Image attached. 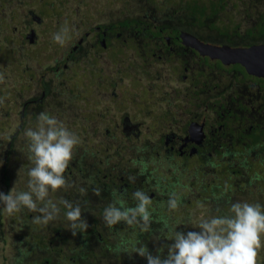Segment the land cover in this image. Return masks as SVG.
Segmentation results:
<instances>
[{
	"label": "flooded vegetation",
	"instance_id": "1",
	"mask_svg": "<svg viewBox=\"0 0 264 264\" xmlns=\"http://www.w3.org/2000/svg\"><path fill=\"white\" fill-rule=\"evenodd\" d=\"M121 1L120 8L103 13L97 0H0V54L12 63L3 77L0 69V88L8 81L17 89L7 95L10 115L18 120L0 156V177L9 159L18 161L26 149L24 130L36 127L41 112L79 139L65 174L69 183H93L102 175L107 183L113 179L109 183L117 197L128 198L137 189L160 203L171 193L199 196L222 178L226 163L236 167L241 160L255 163L264 156V78L240 64L203 56L192 45L195 40L231 50L264 46V0H233L230 7V0H213L218 16L235 19H226L224 30L212 26L218 24L212 22L217 15L210 16L211 0H191L207 8L204 18L209 19L202 25L190 17L183 0L166 12L161 5L157 11L146 8L150 0H134L133 9L130 0ZM68 4L76 6L74 16L80 14L70 27ZM88 4L93 5L90 18L79 13ZM17 19L20 28L13 24ZM50 33H61L63 43L52 49L48 42L50 63L30 69L29 55L39 54L40 38ZM73 80L84 85V93H72ZM88 94L93 108L81 104ZM133 95L144 113L128 111ZM27 154L21 156L28 160ZM80 159L89 164L85 175Z\"/></svg>",
	"mask_w": 264,
	"mask_h": 264
},
{
	"label": "clouds",
	"instance_id": "2",
	"mask_svg": "<svg viewBox=\"0 0 264 264\" xmlns=\"http://www.w3.org/2000/svg\"><path fill=\"white\" fill-rule=\"evenodd\" d=\"M57 42L63 43L61 33L54 36ZM2 79V77H0ZM26 137L28 159L31 167L27 170V191L16 192L15 184L9 192L0 191V207L12 215L23 209L39 213L32 222L47 225L56 219L63 206L65 217L69 221L72 235L86 232L89 224L82 218L79 203L61 199L59 205L49 199L51 192L69 187L65 172L73 159V150L79 143L78 137L69 131L60 121L46 112L37 116L34 128H27ZM23 171V166L17 175ZM130 182L135 177H128ZM81 194L85 193L80 188ZM100 195V190L95 189ZM134 207H124L120 200L108 204L103 210V221L111 228L121 222L128 226L138 225L142 230L151 229L149 206L151 197L141 189L132 193ZM169 211L178 207V198L171 193L167 200ZM194 228L199 231L179 232L167 223L160 229V235L153 239L160 240L165 232L174 241L158 249L153 255L142 242L134 248V253L146 258L147 264H257L258 249L261 247V235L264 234V209L259 204L232 202L229 214L215 215L201 220ZM165 249L167 255H164Z\"/></svg>",
	"mask_w": 264,
	"mask_h": 264
},
{
	"label": "trees",
	"instance_id": "3",
	"mask_svg": "<svg viewBox=\"0 0 264 264\" xmlns=\"http://www.w3.org/2000/svg\"><path fill=\"white\" fill-rule=\"evenodd\" d=\"M181 4L188 9L190 8V17L200 25H202L203 22L205 24V20L209 19V16H207L208 18H204L207 14V8L200 5L198 1L193 2L191 0H183L181 1ZM192 4L193 6H191ZM210 8V16L217 15L218 2L211 0ZM188 9L186 11H188ZM185 15H187V13H185ZM207 23L209 22L207 21ZM212 26L214 29L224 30V26H216V28L214 25ZM262 143H264V141ZM25 146L26 149L22 151V153L27 150V144ZM28 155L29 154H27V157ZM83 160L84 159H80L82 162L80 166L83 170L82 174L84 173L85 175V172H88L89 164L87 165L86 161ZM241 161L238 162L236 167L226 163L225 166H223L225 168L223 174L221 172L223 175H221L222 178L210 188H207L206 191L199 196L192 195L191 198L186 197L185 199L184 197L181 198V196H179V208L177 207L175 210L169 211L167 202L160 203L157 201L159 200L157 197L152 199V203L148 209L151 213V229L149 231L142 230L138 225L128 226L124 222L109 228L103 221L104 208L115 200H120L124 207L135 206V201L132 199L133 190L127 196L128 198H126L123 193H119L117 197L113 195V188L111 187V183H109L110 181L113 182V179L111 178L107 183V181L105 182V180H103L102 175L97 178L93 177V183H90L89 181V183L79 182L80 186L86 190L83 194H81L79 190L75 193V187L71 184L68 187L69 192L63 193L60 200L63 198L81 205L83 211L82 218L86 219L89 224L87 231L79 232L77 235L73 236V245H71L70 249L68 248L69 255L64 252L63 249L65 246H68V238L62 228H55L56 233H54L55 236L52 239H48L46 235L43 237V233L41 232L40 234L34 233L33 238L40 237V245L31 244L32 246H29V250L26 251L25 249L23 254L26 258H29V256H33L36 251L39 249L42 250V248L45 249L47 248L46 246H49L50 244V247L52 248L53 246H59L61 252L59 251L57 254H53V251L48 252V257L45 258L44 261L45 264H103L104 262L105 264H134V262L137 264H147L146 258H142L134 253V248L139 246L141 242L146 245L149 250H151V245L154 242L159 243L156 244L159 246L158 248H161L170 242H174L164 239L169 238L167 232L161 236L160 240L153 239L154 234L157 236L160 235L159 231L163 228L165 223L173 228H177V231L179 232H187L188 230H191L192 227L195 231H199V229L194 227L201 220L211 218L215 215L229 214V208L232 202L239 201L242 203L247 202L250 204H259L262 209H264V156L258 157L255 160V163L246 160V162ZM10 162L11 160L9 159L4 171L8 169ZM31 166V164L29 166L25 164L23 168ZM71 167L72 166L69 165L70 169ZM209 169L215 170V165L212 166V164H210ZM67 172L68 171L66 170L65 174ZM4 178H6V175H4ZM2 183L4 184V191L7 192L11 184L9 179H3ZM105 183L106 187H104ZM95 189L100 190V195L95 194ZM147 193L149 194L150 192ZM205 193H207L206 197H204ZM116 194H118V192H116ZM189 204L192 205L194 212H198L197 214L203 213L195 226L189 223L192 218L191 216L180 217L178 215V211L181 210L182 207L183 210H186V208L189 207ZM65 211L66 209L62 206L61 213H65ZM21 212H23V210H21ZM1 213L2 210H0V214ZM31 216L32 215L29 214V217ZM37 231L40 230L38 229ZM54 242L56 243L54 244ZM43 252L46 253L45 250ZM124 259H126V261Z\"/></svg>",
	"mask_w": 264,
	"mask_h": 264
},
{
	"label": "rangeland",
	"instance_id": "4",
	"mask_svg": "<svg viewBox=\"0 0 264 264\" xmlns=\"http://www.w3.org/2000/svg\"><path fill=\"white\" fill-rule=\"evenodd\" d=\"M109 1V0H108ZM108 1L107 0H97L96 4H97V9L101 12H105L110 9H115L116 7L120 8L122 6V1L120 3V0H117L118 4L116 3L114 6H110L108 5ZM151 2H148V4L146 5V8H152L154 9H159L160 5L163 8V12H166L168 9H170L172 7V5L178 1V0H168L169 2L165 3L166 0H150ZM141 3V1H140ZM147 3V2H146ZM156 3L158 4V6H156ZM129 4L131 5V9H133L135 7V3L134 0H130ZM142 4V3H141ZM235 6V3L233 0H230L229 3V7L230 5ZM89 6L86 7L85 5H83L82 7H79V13L80 11L83 12V17H87L90 18V8L93 9V5L88 4ZM151 5V7L149 6ZM67 21H68V26L69 23L72 21L73 23H76V21H78V17L80 18V14L78 16H74V11L73 9L76 8V6L74 5V8L70 6V4L67 5ZM14 8V6H12ZM151 9V10H152ZM145 10V7H144ZM143 10V11H144ZM157 11V10H154ZM10 11L5 12L6 15H8ZM230 14V13H229ZM229 17V18H228ZM216 19H214V21L212 20L213 23L218 24L219 27L224 26L223 24L227 23L226 19H231L230 23H232L233 21H235L234 18H232L230 15L228 14H224L221 13V15H217L215 17ZM77 19V20H76ZM233 19V20H232ZM3 21H7L6 18H4ZM13 24L16 25L18 28H20L21 26V20L17 19L16 21H13ZM215 26H217L215 24ZM70 27V26H69ZM55 34L50 33V34H46L43 35L40 38L39 44L41 46L40 52L38 55H33L30 54L29 55V61H27L26 65L30 67V69L34 68V69H39L42 66L40 65H45L50 63V61H48V57L53 55V51L50 52V54L48 53V49L49 47L47 46L48 42H52L51 44V48L52 49H57L56 47L58 46L59 42H57L54 39ZM69 37V35H68ZM8 48H12L11 43H9ZM4 48V47H3ZM55 51V50H54ZM33 55V57H32ZM31 60V61H30ZM10 64L11 60L8 57V55L3 52L0 54V69H2V77L3 75L9 74L8 70L10 69ZM24 68V66H22V69ZM105 68V66H104ZM8 69V70H7ZM19 72V71H18ZM20 73H22V71H20ZM27 75H24L23 78H26ZM80 78V77H79ZM79 80V79H78ZM71 81V80H70ZM80 81V80H79ZM79 81L73 80L69 87L72 91V93L77 96L79 93V90L82 91L84 93L85 87L84 85L82 86H78ZM3 90L0 88V156L1 154L5 151V144H7L9 142V137L12 135L13 130H15V127L17 126V119L15 116L10 115L11 112V102H10V95L8 96L7 94L11 93V89H13V87L10 85V82L5 81L3 82ZM84 84V83H83ZM17 89H13L12 91H16ZM8 91V92H6ZM89 96V100H85L82 101L81 104L83 106H87V104H89L90 106H94V101L93 96L88 94ZM127 109L128 111H130L131 113H144L146 111V108H144L141 103H139V100L136 96H129V101L127 100ZM126 107V105H125ZM153 111V112H152ZM151 111V115L153 118V115H156V111H154L152 109ZM36 125V124H35ZM21 141V139L19 140ZM27 159L24 156H20L19 160L12 163V161L10 162V165L8 167V169L6 171L3 172L2 176L0 177V191L2 192H9L10 189L13 188L14 186V182H16L15 184V190L16 192H20V191H27V181H28V176H27V170L28 168H23V171L20 172L19 176L17 175L18 170L23 166H25V164H27L28 162H26ZM29 166V163L27 164ZM1 168H2V163H0V173H1ZM4 175H6V178L9 179L10 181V187L9 190L6 192L4 191V184L3 179L5 180L6 178H4ZM26 181V184H25ZM72 183H70L69 185H71ZM73 187H75L74 192L77 193L78 190L80 189V184L76 183L75 185H73ZM66 190V191H63ZM60 189L57 190L56 192H51V194H49V199H51L54 203H57L59 205V200L60 197L63 195V193L65 192H69L68 187L66 189ZM72 193V192H70ZM207 193H205L204 197H206ZM185 198H191V195L188 194H184ZM189 204V207L186 208V210H183L181 208V210L178 211V215L180 217H187V216H191V221L189 223H191L192 225H196L198 223V220L201 218L202 214H197L198 212H194V209L192 207V205ZM60 207L62 208V206L60 205ZM0 210H2V213L0 214V264H45V258H47V253L53 251L52 253L57 254L60 251V247L56 246L53 248L49 246H46L47 248L43 249H39L38 251L35 252V254L33 256H29V258H26L25 255L23 254V252L28 251L29 246H32L31 244L34 245H40L39 242H41L40 237H34L33 235L34 233H38L40 234L43 233V237L46 235V237L48 239H52L54 238L55 234V228H62L65 233L67 234V245L65 246L64 252H66L69 255V251L68 248H71V245H73V235L72 232L70 230L69 227V221H67L65 214L64 213H59V215L56 217L55 220L50 221L47 225H38V224H34L32 222L33 217L38 215L39 213L37 212H32L29 211L27 209H23V212L19 211L16 212L12 215H9L7 212H5L3 210L2 207H0ZM29 214H31L32 216L29 217ZM177 216V217H179ZM40 231H37V230ZM192 231H195L192 227L191 229ZM188 230V231H191ZM186 233V232H185ZM39 238V239H38ZM46 240V239H45ZM48 241V240H46ZM56 242H54L55 244ZM173 242H170L169 244H171ZM156 244H159L157 242H154L151 245V250H149L153 255H157L158 254V247ZM42 247V246H41ZM45 250L46 253H44L43 251ZM61 252V251H60ZM166 253H164V255H167V250H165ZM126 261V259H124ZM128 260V259H127ZM105 264V262L103 263ZM134 264H137L136 262H134ZM257 264H264V234L261 235V247L258 249V257H257Z\"/></svg>",
	"mask_w": 264,
	"mask_h": 264
},
{
	"label": "water",
	"instance_id": "5",
	"mask_svg": "<svg viewBox=\"0 0 264 264\" xmlns=\"http://www.w3.org/2000/svg\"><path fill=\"white\" fill-rule=\"evenodd\" d=\"M192 45L203 56L218 59L224 64H240L248 74L264 78V46H253L244 50H231L202 45L195 40H192Z\"/></svg>",
	"mask_w": 264,
	"mask_h": 264
}]
</instances>
